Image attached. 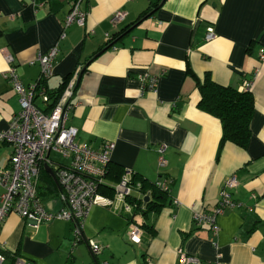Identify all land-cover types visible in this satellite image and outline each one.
I'll return each mask as SVG.
<instances>
[{
    "label": "crops",
    "instance_id": "obj_1",
    "mask_svg": "<svg viewBox=\"0 0 264 264\" xmlns=\"http://www.w3.org/2000/svg\"><path fill=\"white\" fill-rule=\"evenodd\" d=\"M70 7L71 0H0V132L20 108L2 77L6 56L24 86L35 83L36 58L58 41ZM81 9L85 25L66 29L54 75L44 85L49 94L59 92L80 69L66 122L77 130L75 142L95 150L114 143L107 184L115 185L117 172L129 169L136 182H168L169 191L157 210L143 213L140 206L131 216L93 206L76 246L74 221L34 228L10 213L0 228V242L13 258L9 264L16 257L33 264H179V250L201 264L217 255L219 264H264V0H83ZM118 10L126 18L112 26L109 18ZM209 27L215 38L206 41ZM115 34L102 49L106 35ZM144 73L157 77L156 92L142 91ZM206 77L239 92L244 81L252 82L254 114L245 149L226 143L218 153L221 123L197 106L196 83ZM35 105L43 107L39 99ZM160 145L166 147L164 167L158 166ZM10 155L11 148L0 145V166ZM48 159L50 165L68 164L52 153ZM44 165L56 192L48 190L42 173L41 200L61 209L56 179ZM232 175L236 206L218 217L217 235L206 225L197 227L192 212H211ZM132 195L145 202L151 190ZM131 222L142 227L139 244L129 240ZM87 241L101 247L97 255Z\"/></svg>",
    "mask_w": 264,
    "mask_h": 264
},
{
    "label": "built area",
    "instance_id": "obj_2",
    "mask_svg": "<svg viewBox=\"0 0 264 264\" xmlns=\"http://www.w3.org/2000/svg\"><path fill=\"white\" fill-rule=\"evenodd\" d=\"M83 0L72 2L69 13L62 22V30L58 41L46 54H39L36 62L40 67L39 79L24 86L11 66L13 58L6 56L9 64L2 77L8 80L19 102V111L13 116L8 128L0 132V145L11 148V155L6 166H0V228L10 213H15L37 228L40 224L51 223L56 220L74 221V241L72 246L82 239L83 225L95 205L106 206L114 212L132 215L140 210L138 202L144 205L143 199L136 201L132 193L141 191L142 184L133 180V171H123L119 181L113 185L112 197L99 193V187L105 183L110 159L114 150V143H105L100 149H93L87 143H77V130L67 126L69 100L73 96L79 70L67 82L55 102L51 101L44 83L54 75L55 60L59 52V42L65 38V31L72 25L84 26L86 12L81 9ZM126 12L115 11L109 18L112 26H117L126 18ZM110 38L106 35V39ZM215 38L213 28L209 27L205 33V40ZM264 61V54L260 56ZM142 91L145 89L156 92L157 77L144 73L140 75ZM251 81H244L241 90H249ZM39 99L43 107L35 105ZM165 145L158 147V166L164 167ZM56 153L68 161L67 165H50L49 154ZM46 164L53 170L59 187L58 200L63 208L49 209L42 202L39 195L40 171ZM155 187L168 192V182H155ZM237 186L235 176L227 178L218 195L215 208L209 212H192V221L197 227L206 225L214 235L219 232L217 219L226 209L236 204L231 200L230 191ZM141 228L131 222L129 240L134 244L140 243ZM93 255H97L101 247L93 241H87ZM179 264H201L200 260L178 251ZM221 256L217 255L210 264H219ZM4 245L0 242V264H9ZM13 264H33L20 258H14ZM65 264H69L67 261Z\"/></svg>",
    "mask_w": 264,
    "mask_h": 264
},
{
    "label": "trees",
    "instance_id": "obj_3",
    "mask_svg": "<svg viewBox=\"0 0 264 264\" xmlns=\"http://www.w3.org/2000/svg\"><path fill=\"white\" fill-rule=\"evenodd\" d=\"M74 1L75 0H71V4ZM118 36L119 34H115L112 37L110 36L102 49L111 46ZM196 85L200 93V100L197 105L198 108L206 114L218 119L221 123L222 134L218 145V153L226 143H231L239 148L245 149L250 139V122L254 114V100L251 92L249 90L239 92L230 86L217 84L209 77H206L201 82L197 81ZM64 87L65 83L59 92L49 94L52 102H55ZM42 173L47 176V179H49L48 182L50 185L47 187L48 190L50 192H56L55 185L52 183L50 177L41 170L40 175H42ZM122 174L123 172L121 174L117 172V175L114 177H117L115 179V184L119 181ZM111 176L112 172L109 165L105 181L107 178H112ZM133 180L136 181L135 175ZM141 184V191H146L148 189L151 190L149 199L144 202V205L142 206L143 213L157 210L167 197L168 192L156 188L155 184L146 185L144 182ZM99 193L107 197H112L113 186L105 182L100 185ZM137 204L139 207L141 206L140 202ZM7 257L9 260L13 259L8 255Z\"/></svg>",
    "mask_w": 264,
    "mask_h": 264
},
{
    "label": "water",
    "instance_id": "obj_4",
    "mask_svg": "<svg viewBox=\"0 0 264 264\" xmlns=\"http://www.w3.org/2000/svg\"><path fill=\"white\" fill-rule=\"evenodd\" d=\"M198 24L199 23H196V25L194 26V30H193V35H192V39H193V37H194V34H195V32H196V30H197V27H198ZM44 168H45V170L54 178V176H53V171L51 170V168L48 166V165H44ZM148 200V198H144V201L146 202Z\"/></svg>",
    "mask_w": 264,
    "mask_h": 264
},
{
    "label": "rangeland",
    "instance_id": "obj_5",
    "mask_svg": "<svg viewBox=\"0 0 264 264\" xmlns=\"http://www.w3.org/2000/svg\"><path fill=\"white\" fill-rule=\"evenodd\" d=\"M52 156L53 157H55L56 159H58V158H61L58 154H56V153H52ZM73 241H74V237H73ZM65 264V263H64Z\"/></svg>",
    "mask_w": 264,
    "mask_h": 264
}]
</instances>
